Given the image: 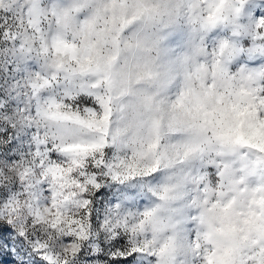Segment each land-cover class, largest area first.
Here are the masks:
<instances>
[{
	"label": "snow or ice",
	"instance_id": "6c2138e0",
	"mask_svg": "<svg viewBox=\"0 0 264 264\" xmlns=\"http://www.w3.org/2000/svg\"><path fill=\"white\" fill-rule=\"evenodd\" d=\"M0 264H264V0H0Z\"/></svg>",
	"mask_w": 264,
	"mask_h": 264
},
{
	"label": "clouds",
	"instance_id": "9594fccd",
	"mask_svg": "<svg viewBox=\"0 0 264 264\" xmlns=\"http://www.w3.org/2000/svg\"><path fill=\"white\" fill-rule=\"evenodd\" d=\"M164 57H161L160 63H163ZM142 88H146L151 90L153 85L151 83H145L141 85ZM176 89L174 87L167 89L163 94L168 97H172L175 93ZM182 134L179 132H173L169 130L168 121L165 117L162 121L160 128V137H159V149L156 153L157 155L166 153L168 156L173 155V145L177 144L181 139ZM148 163H152L153 160L150 157L147 161ZM179 171V169H173L166 166V162L162 160L160 165V172L158 174V178L155 180V183L159 184L162 181H165L167 178L172 177L175 178V174Z\"/></svg>",
	"mask_w": 264,
	"mask_h": 264
}]
</instances>
